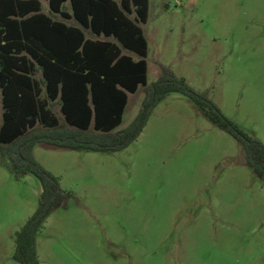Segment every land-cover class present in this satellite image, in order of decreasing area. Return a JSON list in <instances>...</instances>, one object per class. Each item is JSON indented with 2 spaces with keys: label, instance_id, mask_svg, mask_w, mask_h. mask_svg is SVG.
Instances as JSON below:
<instances>
[{
  "label": "rangeland",
  "instance_id": "rangeland-1",
  "mask_svg": "<svg viewBox=\"0 0 264 264\" xmlns=\"http://www.w3.org/2000/svg\"><path fill=\"white\" fill-rule=\"evenodd\" d=\"M140 26L146 84L163 69L183 78L264 147V0H147ZM142 95L127 93L116 129ZM31 155L68 193L34 233L38 264H264V184L235 138L180 93L156 102L125 148L35 143ZM39 192L0 153V264H18L14 233Z\"/></svg>",
  "mask_w": 264,
  "mask_h": 264
},
{
  "label": "trees",
  "instance_id": "trees-1",
  "mask_svg": "<svg viewBox=\"0 0 264 264\" xmlns=\"http://www.w3.org/2000/svg\"><path fill=\"white\" fill-rule=\"evenodd\" d=\"M46 3L43 13L38 0H0V153L14 172H29L40 185L36 208L14 233L15 262L38 264L34 233L50 209L68 196L58 178L33 159V144L120 150L137 137L150 108L169 92L187 97L210 123L231 134L245 164L264 184V147L259 141L166 69L146 84L147 43L140 24L147 18V0ZM139 86L143 95L136 115L116 129L127 93ZM52 103L60 117L52 113Z\"/></svg>",
  "mask_w": 264,
  "mask_h": 264
},
{
  "label": "crops",
  "instance_id": "crops-1",
  "mask_svg": "<svg viewBox=\"0 0 264 264\" xmlns=\"http://www.w3.org/2000/svg\"><path fill=\"white\" fill-rule=\"evenodd\" d=\"M39 2H40V5H41V11L43 12V13H46L47 12V3H46V0H38ZM65 7L67 8L68 7V5L67 4H65ZM54 17H59V16H57V15H55V16H53V18ZM55 19H60V18H55ZM66 23H68L67 21H72V20H64ZM68 24H74L73 22L72 23H68ZM141 27V26H140ZM85 36H90L88 33H86L85 32ZM124 53H126V51L124 52ZM134 59H135V56L133 55L132 56Z\"/></svg>",
  "mask_w": 264,
  "mask_h": 264
}]
</instances>
